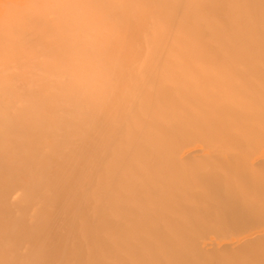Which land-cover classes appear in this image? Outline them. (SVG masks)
<instances>
[{
	"label": "bare ground",
	"instance_id": "1",
	"mask_svg": "<svg viewBox=\"0 0 264 264\" xmlns=\"http://www.w3.org/2000/svg\"><path fill=\"white\" fill-rule=\"evenodd\" d=\"M0 264H264V0H0Z\"/></svg>",
	"mask_w": 264,
	"mask_h": 264
}]
</instances>
